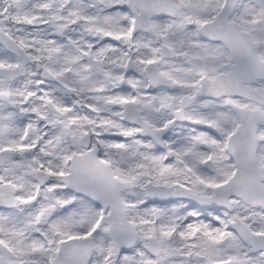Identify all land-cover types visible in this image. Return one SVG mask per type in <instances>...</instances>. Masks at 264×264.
Listing matches in <instances>:
<instances>
[{
	"label": "snow or ice",
	"instance_id": "1",
	"mask_svg": "<svg viewBox=\"0 0 264 264\" xmlns=\"http://www.w3.org/2000/svg\"><path fill=\"white\" fill-rule=\"evenodd\" d=\"M0 264H264V0H0Z\"/></svg>",
	"mask_w": 264,
	"mask_h": 264
}]
</instances>
